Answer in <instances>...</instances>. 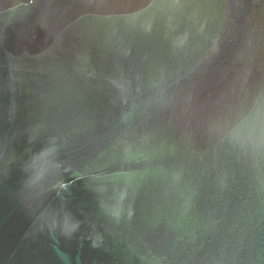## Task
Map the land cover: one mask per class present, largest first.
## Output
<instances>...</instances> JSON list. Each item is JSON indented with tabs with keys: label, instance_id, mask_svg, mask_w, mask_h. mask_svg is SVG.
<instances>
[{
	"label": "water",
	"instance_id": "obj_1",
	"mask_svg": "<svg viewBox=\"0 0 264 264\" xmlns=\"http://www.w3.org/2000/svg\"><path fill=\"white\" fill-rule=\"evenodd\" d=\"M0 264H264V0H0Z\"/></svg>",
	"mask_w": 264,
	"mask_h": 264
}]
</instances>
